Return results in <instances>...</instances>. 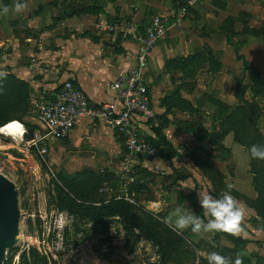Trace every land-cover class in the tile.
I'll return each mask as SVG.
<instances>
[{
    "label": "crops",
    "instance_id": "1",
    "mask_svg": "<svg viewBox=\"0 0 264 264\" xmlns=\"http://www.w3.org/2000/svg\"><path fill=\"white\" fill-rule=\"evenodd\" d=\"M127 1L106 0L103 10L93 14L81 12L85 0H23L19 2L27 7L20 13L12 11L17 0H11L6 5L9 13L2 11L0 15V70L29 81L41 98L50 97L63 80L72 79L92 101L111 100L110 83L132 63L137 44L120 35L112 37L99 31L95 26L97 20L107 14L114 21H122L125 20L123 12H127L139 24H144L152 15H163L169 28L149 53L144 71L155 117L143 123L141 130L147 137L155 138V129H159L178 154L168 159L158 155L148 162L129 164L131 170L127 177L139 181L167 178L169 183L159 190L167 195L176 193L179 207L191 205L188 211L203 217L199 193L215 194L210 189L213 185L189 153L205 155L196 150L204 140L206 121L213 117L214 123L219 122L215 106L207 98L216 97L230 107L237 105L235 79H242L252 70L245 69L244 62L264 74V36L243 32L245 28L264 25V0H195L179 24H173L168 16L172 0H131L130 5ZM230 16L237 17L232 24L225 22ZM207 52L219 63L217 70H211L207 63L198 68L166 67L170 59L208 55ZM245 91L249 97V88ZM179 99L193 109L183 108ZM229 135L232 133L225 137ZM53 141L59 145L64 143L67 148L59 153ZM41 148L51 166L60 161L56 172L68 179L82 169H91L110 171L116 180L123 181V143L109 121L80 117L66 138H49L42 142ZM205 150L215 153L211 148ZM229 166L232 169V164ZM141 169L149 172L147 176L142 177ZM219 170L226 176V171ZM232 172V182L227 184L245 196L254 197L255 191L248 185L251 179L246 178L247 174L243 176L244 170L232 169ZM148 187L158 192L156 184ZM237 201L245 208V234L240 237L249 249L257 248L254 253L263 259L264 231L261 229L264 228L254 221L259 218L254 209L242 198ZM147 202L157 211L164 203V210L159 211L164 217L171 213L165 198Z\"/></svg>",
    "mask_w": 264,
    "mask_h": 264
},
{
    "label": "rangeland",
    "instance_id": "2",
    "mask_svg": "<svg viewBox=\"0 0 264 264\" xmlns=\"http://www.w3.org/2000/svg\"><path fill=\"white\" fill-rule=\"evenodd\" d=\"M91 1L85 0L88 3ZM127 2L129 5L131 4V0ZM2 10L3 3L0 2V15H2ZM105 16L108 17L107 14ZM122 18L130 19L131 16L127 12H123ZM248 67H251L252 70H248L241 79L242 85L247 91L249 83H251L253 69H255L254 65H248ZM262 76L264 77V74ZM248 95H250L249 92ZM30 96L26 112L22 113L20 106L10 112L12 115L21 117L18 120L20 122L15 121L11 124L15 123L25 127L22 139L0 133V175L13 182L18 211L17 236L3 243V261L0 264H18L21 252L29 249L44 254L47 257V264H164L166 261L164 246L149 239L144 231L132 225L123 215L117 213L91 219L85 216L79 208H61L63 203L56 193V185L63 187L62 195H68L71 198L84 199V196H91L95 201L111 198L123 199L136 207L143 206L163 221L165 217L159 211L164 210V203L162 208L157 211L155 206L147 200L165 198V205L171 211L179 206L176 193L171 192L167 195L159 190L169 183L167 178H159L157 181L144 178L136 183H133L131 179H122L123 181L115 183V186L113 183H105L102 189L98 188L96 192L92 193H86L85 188L76 183L65 185L56 172L60 161H57V164L51 162L53 164L51 166L46 152L40 151L42 143L36 146L29 142L28 125L34 121L37 105L43 100L34 91ZM258 100L264 104L262 98H258ZM206 124L203 141L209 145V148L214 149L215 153L210 152L211 156L202 154V159H206L208 163H214L215 167L226 171L224 182L227 186L232 182L234 176L232 169L233 171L234 169L244 170L243 174L245 175L243 176L247 174L246 178L252 179L250 157L247 150L236 143L232 135L224 137L222 140L226 148L218 147L217 142L210 141V136L214 129L218 130V125L214 123L213 117L206 121ZM7 126L1 128L0 131ZM257 127L264 135V114L257 121ZM53 142L59 153L67 148L64 143L59 145L57 141ZM200 144L197 146V153H201L200 147L202 146ZM228 159L230 162L227 164ZM231 164L232 169L229 166ZM145 182L148 185L153 184V186L156 184L158 192L149 188ZM138 183L142 185L139 186ZM209 183L213 184L211 180ZM213 185L210 189L217 194L229 191L216 182ZM248 185L251 189L253 188L251 180L250 182L248 180ZM137 192H140L141 195ZM231 195L236 200L239 198L233 192ZM182 208L188 211L191 205H183ZM254 221L259 226L263 224L260 217L258 220L255 218ZM181 235L187 241H198L210 239L214 233L198 235L190 230H184ZM219 239L222 245L234 247V243L224 235ZM261 241L264 242V238ZM238 247L243 253V264H264V257L261 259L262 255L254 253L257 252V248L249 249L244 240L238 241ZM187 249L189 253L184 264H208L206 256L211 252L229 257L234 262L232 252L217 249L215 246L211 247L207 242H200L198 248L189 247Z\"/></svg>",
    "mask_w": 264,
    "mask_h": 264
},
{
    "label": "trees",
    "instance_id": "3",
    "mask_svg": "<svg viewBox=\"0 0 264 264\" xmlns=\"http://www.w3.org/2000/svg\"><path fill=\"white\" fill-rule=\"evenodd\" d=\"M10 1L11 0H0L3 6L9 4ZM105 1L106 0H92L90 3L85 2L81 12L98 14L103 10V3ZM183 1L184 0H172V6H179ZM77 12L80 13L79 11ZM107 18L110 21H114L113 18ZM235 20H237V17L230 16L225 22L232 24ZM143 26V24H140L141 28H143ZM243 32L254 36H264V25L259 27H248L243 29ZM207 53L208 55L204 53L199 56L191 55L185 58L170 59L166 62V67L167 69H187L191 66L198 68L201 64L204 65L207 63L211 70H217L220 66L219 63L213 60L209 52ZM244 67L245 69L249 68L246 62H244ZM250 82L248 86L250 96L247 97L241 79H235L236 86L234 95L239 100L235 106L230 107L228 104L213 96L207 98L208 101L215 106V116L219 120V122L216 123L218 125V130L217 128L214 129L210 136V141L212 143L217 142L218 147L226 148L222 144V140L226 134L231 132L234 141L247 150L250 157V171L252 172L251 184L256 195L251 198L232 188L231 192L238 195L249 207L254 209L256 215L263 221L262 227L264 228V160L252 159L249 152L250 147L254 144L264 145V135L257 127V121L264 114V104L258 100V98H262L264 102V77L259 71L253 69ZM58 89L59 86L48 98L54 97ZM32 92L33 87L29 81L21 79L11 72L0 70V129L21 118L19 115L15 116L10 114L15 107L20 106L19 108L22 113L28 110L29 99ZM179 103L183 108L193 109V107L183 99H179ZM28 127L29 131L34 129L36 125L30 123ZM27 134L30 135L29 132ZM147 139L157 147L159 155L164 158L168 159L178 154L176 149L165 139L159 129H155V138L147 137ZM200 150L205 153L204 156H211L210 152H206L202 147H200ZM189 156L201 172L211 180V183L214 184V182H216L219 186H224L229 190L224 182V174L216 169L213 164L208 163L206 159H202L195 153H189ZM141 173L142 177H145L149 172L141 169ZM58 176L65 185L76 183L78 186L85 188L86 193L96 192L98 188L102 189L105 183H113L114 185L120 181V179L116 180L114 173L107 170L94 171L91 169H82L69 179L59 173ZM138 181L139 180L134 179L133 183ZM138 185L140 186L142 184L138 183ZM63 191V187L57 184L56 193L58 194L59 200L63 203V205L60 206L61 208H79L80 211L84 212L85 216L91 219H98L109 214L115 215L119 213L123 215L132 225L144 231L149 239L164 246V256L166 258L164 264H169L170 262L173 264H184L189 253L187 248H198L200 242H207L211 247L215 246L217 249L232 252L234 261L237 256H239L243 264V253L238 247V241L243 240L241 237H234L225 233H214V236L210 239L187 241L183 235L173 232L157 215H154L143 206L136 207L123 199L115 198L95 201L91 196H84V199H76L75 197L71 198L68 195H62ZM214 194L215 196L218 195L215 191ZM222 235L234 243L233 248L220 243L219 237ZM18 264H47V257L34 249H29L28 251L23 250L20 254V261Z\"/></svg>",
    "mask_w": 264,
    "mask_h": 264
},
{
    "label": "built area",
    "instance_id": "4",
    "mask_svg": "<svg viewBox=\"0 0 264 264\" xmlns=\"http://www.w3.org/2000/svg\"><path fill=\"white\" fill-rule=\"evenodd\" d=\"M195 0H184L179 6H171L169 12L173 24H179L188 14ZM163 15L155 14L140 27L133 18L110 21L107 17L96 22V28L112 37L135 41L137 49L132 63L117 74L110 83L113 99L94 102L72 80L65 79L52 98H43L37 105L29 142L38 145L49 138L64 139L75 127L80 117L109 121L118 132L123 143V179H128L129 164L148 162L145 152L152 158L159 155L157 147L142 132L141 126L155 117L152 94L144 71L149 62V53L166 34L169 24ZM40 151L45 152L41 148Z\"/></svg>",
    "mask_w": 264,
    "mask_h": 264
},
{
    "label": "clouds",
    "instance_id": "5",
    "mask_svg": "<svg viewBox=\"0 0 264 264\" xmlns=\"http://www.w3.org/2000/svg\"><path fill=\"white\" fill-rule=\"evenodd\" d=\"M27 7L19 0L14 4L12 11L22 12ZM3 14L9 13V7L3 8ZM252 159L264 160V145L254 144L249 149ZM231 185L229 191L222 193L217 198L209 192L199 193V203L203 209V217L186 211L182 207H175L171 213L163 219V222L177 234L184 230L202 235L208 233H225L234 237L245 234L243 226L245 220V208L231 195ZM264 231V229H261ZM208 264H242L239 256L233 262L229 257H225L217 252L208 253L206 256Z\"/></svg>",
    "mask_w": 264,
    "mask_h": 264
},
{
    "label": "water",
    "instance_id": "6",
    "mask_svg": "<svg viewBox=\"0 0 264 264\" xmlns=\"http://www.w3.org/2000/svg\"><path fill=\"white\" fill-rule=\"evenodd\" d=\"M28 132L31 134V130ZM201 146L205 149L209 148L205 141L201 142ZM144 156L147 159H152L148 152H145ZM221 195L222 193H219L216 197L219 198ZM17 232L18 211L14 184L7 177L0 175V263L3 261V243L15 238Z\"/></svg>",
    "mask_w": 264,
    "mask_h": 264
},
{
    "label": "bare ground",
    "instance_id": "7",
    "mask_svg": "<svg viewBox=\"0 0 264 264\" xmlns=\"http://www.w3.org/2000/svg\"><path fill=\"white\" fill-rule=\"evenodd\" d=\"M24 131H25V127L23 125H19V124H15L14 123V124H10L9 126H7L4 129H2L0 131V133L8 135V136H12L14 138H21V136L23 135Z\"/></svg>",
    "mask_w": 264,
    "mask_h": 264
}]
</instances>
